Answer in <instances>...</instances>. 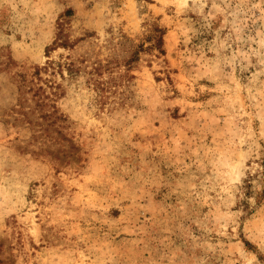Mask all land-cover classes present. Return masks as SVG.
Instances as JSON below:
<instances>
[{
	"label": "rangeland",
	"instance_id": "374dc122",
	"mask_svg": "<svg viewBox=\"0 0 264 264\" xmlns=\"http://www.w3.org/2000/svg\"><path fill=\"white\" fill-rule=\"evenodd\" d=\"M0 264H264V0H0Z\"/></svg>",
	"mask_w": 264,
	"mask_h": 264
},
{
	"label": "trees",
	"instance_id": "16d2710c",
	"mask_svg": "<svg viewBox=\"0 0 264 264\" xmlns=\"http://www.w3.org/2000/svg\"><path fill=\"white\" fill-rule=\"evenodd\" d=\"M73 13V9L69 8L65 11L66 16L70 17L72 16ZM65 23L61 22L59 23V30L57 33V38L54 41V47H46L47 53H49L51 50L56 49L55 47H64V48H73L74 47V43L70 41L69 39V35L67 34V32L65 31L64 28ZM152 33L148 36L150 38V41H153L152 47H154L158 54L160 55H165L166 51L164 48V35H165V29L163 27H160L159 25H153L152 29H151ZM130 39L126 37L125 42H120L121 45L124 44L125 46L127 45L128 48L130 47L129 41ZM134 50L132 51L131 55L127 58L124 59V66L126 67L127 71H130L132 69L131 64L135 61H139V55L140 52L143 48V45H135L134 46ZM87 60L84 58H81L80 60L76 61V60H71L70 62L65 63V68H66V72L69 76V78H74L77 77L79 75H81L83 72L89 73L91 74L90 77V83L95 84L97 90L99 91H108L107 89H113L116 88L119 85V80L121 78L124 77V74H122V71H119V74L116 73V69L120 68V66L122 65L121 59L119 58V54L116 52V54L111 57L110 59H107V61L105 63H103L101 60H97L94 61L92 65V69L88 70V65H86ZM85 63V65L83 66V64ZM60 69H61V65ZM40 69V68H39ZM85 69V70H83ZM104 71H108L111 75L108 79H103V78H97L95 77L96 75L98 77H102ZM62 77L65 78V75L61 69ZM103 79V80H102ZM58 87V86H57ZM106 89V90H105ZM39 95H40V99H39V103L40 105H46V106H52L54 108V110H52L51 112H47L45 114H43V116L45 117H50L53 114H55V120H60L63 119L62 115L58 113V109L56 108L55 105H52L49 103L48 100H50L49 95H47L45 93V91L42 89V87H39ZM55 95H58L55 93ZM102 95H100L101 97ZM100 101H102L101 99H98ZM103 103V102H102ZM245 244L247 246H252L251 243L249 241H247L246 239L244 240Z\"/></svg>",
	"mask_w": 264,
	"mask_h": 264
}]
</instances>
